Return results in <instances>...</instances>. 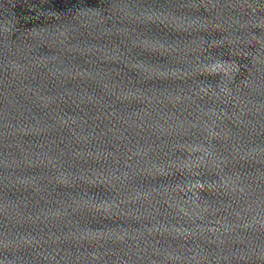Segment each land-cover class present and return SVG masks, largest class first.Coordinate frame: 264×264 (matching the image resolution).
<instances>
[{
  "label": "water",
  "instance_id": "1",
  "mask_svg": "<svg viewBox=\"0 0 264 264\" xmlns=\"http://www.w3.org/2000/svg\"><path fill=\"white\" fill-rule=\"evenodd\" d=\"M0 264H264V0H0Z\"/></svg>",
  "mask_w": 264,
  "mask_h": 264
}]
</instances>
